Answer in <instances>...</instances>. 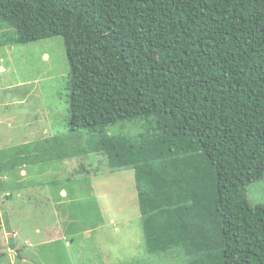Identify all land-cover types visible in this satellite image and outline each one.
<instances>
[{
  "label": "trees",
  "instance_id": "obj_1",
  "mask_svg": "<svg viewBox=\"0 0 264 264\" xmlns=\"http://www.w3.org/2000/svg\"><path fill=\"white\" fill-rule=\"evenodd\" d=\"M52 37L76 152L133 170L145 255L264 264L247 193L264 178V0H0V47Z\"/></svg>",
  "mask_w": 264,
  "mask_h": 264
},
{
  "label": "rangeland",
  "instance_id": "obj_2",
  "mask_svg": "<svg viewBox=\"0 0 264 264\" xmlns=\"http://www.w3.org/2000/svg\"><path fill=\"white\" fill-rule=\"evenodd\" d=\"M0 66V264H186L181 254L145 255L133 170L76 152L86 136L67 127L62 38L0 47ZM141 132V122L109 130ZM247 193L263 205L264 178Z\"/></svg>",
  "mask_w": 264,
  "mask_h": 264
},
{
  "label": "crops",
  "instance_id": "obj_3",
  "mask_svg": "<svg viewBox=\"0 0 264 264\" xmlns=\"http://www.w3.org/2000/svg\"><path fill=\"white\" fill-rule=\"evenodd\" d=\"M3 71H4V68L2 67V66H0V73H3ZM18 87H20V85L18 86ZM23 173V172H22ZM61 196H64V195H66V192L65 191H61ZM1 227V226H0Z\"/></svg>",
  "mask_w": 264,
  "mask_h": 264
},
{
  "label": "clouds",
  "instance_id": "obj_4",
  "mask_svg": "<svg viewBox=\"0 0 264 264\" xmlns=\"http://www.w3.org/2000/svg\"><path fill=\"white\" fill-rule=\"evenodd\" d=\"M14 234L16 235L15 237H17V234L16 233H14ZM14 234H12V237H13Z\"/></svg>",
  "mask_w": 264,
  "mask_h": 264
},
{
  "label": "built area",
  "instance_id": "obj_5",
  "mask_svg": "<svg viewBox=\"0 0 264 264\" xmlns=\"http://www.w3.org/2000/svg\"><path fill=\"white\" fill-rule=\"evenodd\" d=\"M16 235L14 234L13 237H15Z\"/></svg>",
  "mask_w": 264,
  "mask_h": 264
}]
</instances>
